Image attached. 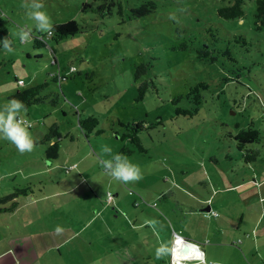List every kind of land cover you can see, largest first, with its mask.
Segmentation results:
<instances>
[{
    "label": "rangeland",
    "instance_id": "rangeland-1",
    "mask_svg": "<svg viewBox=\"0 0 264 264\" xmlns=\"http://www.w3.org/2000/svg\"><path fill=\"white\" fill-rule=\"evenodd\" d=\"M119 1L124 7L121 15L116 5L111 14L101 15L95 9L101 0H44L54 26L75 20L83 28L60 37L34 32L31 42L20 43L15 34L33 23L22 7L24 0H0L6 35L13 34L15 45L13 53L0 47V105L7 102L8 93L47 82L46 91L58 93L57 104L27 108L33 136L41 139L57 123L62 137L54 163L90 153L82 162L86 166L82 174L71 170L64 175L59 170L29 180L31 185L44 180L45 193L64 191L56 196L61 206L55 228L61 231L55 236L68 240L42 254L37 264H168L169 256L157 260L155 250L161 243L170 247L173 230L199 246L204 264H264V199L260 198L264 186L255 187L264 178V25H254V0H244V16L233 20L216 13L230 0H153L155 9L138 18L127 17L129 8L146 0ZM85 4H93L94 10H83ZM170 13L177 14L179 24L168 19ZM214 29L217 45L230 49L231 60L197 59V48L211 42ZM237 34L248 44L230 42ZM40 36L44 41L36 39ZM140 63L148 68L135 79L134 66ZM70 65L76 72L63 73ZM52 73H61V78H50ZM145 79L147 92L136 100L137 85ZM199 82L207 87L199 90L203 100L197 114L177 113V108L193 106L186 94ZM88 115L98 123L85 133L78 117ZM119 122L140 124L137 136L145 153L122 137L128 128ZM249 123L261 133L260 143L247 147L258 149L250 165L229 136ZM48 144L37 143L34 151L21 154L0 139V175L17 168L32 170L43 162L48 167ZM105 145L138 163L143 178L125 184L107 175L99 162L108 158ZM77 181L76 189L66 191ZM12 182L3 178L0 191L4 187L12 191ZM239 182L243 185L229 188ZM38 186H33L35 194L40 193ZM205 206L209 212L200 210ZM38 208L46 209L44 203ZM28 211L33 221H27L22 211L9 220L14 225L30 222L27 226L32 229L52 224L37 218L32 207ZM152 220L159 222L155 231L145 223Z\"/></svg>",
    "mask_w": 264,
    "mask_h": 264
},
{
    "label": "trees",
    "instance_id": "trees-1",
    "mask_svg": "<svg viewBox=\"0 0 264 264\" xmlns=\"http://www.w3.org/2000/svg\"><path fill=\"white\" fill-rule=\"evenodd\" d=\"M101 3H98L95 5V9L99 11L101 15L105 14H111L112 7L116 5L117 12L121 15L123 12V5L119 0H101ZM242 3H244V0H230V3L224 6H220L216 9L217 16L223 19H241L245 11L242 8ZM93 4H85L84 7H82L83 10L89 8L93 9ZM156 7V3L153 0H146L141 2L137 7H130L129 11L131 12L130 15H128V18H138L147 14H150ZM104 13V14H103ZM0 17H4L3 12H0ZM253 17H254V25L257 26H263L264 25V0H254L253 4ZM83 28L78 22L75 20H69L68 22H64L61 24H57L54 26L53 32L57 34L59 37L64 34H71L73 32H76L78 30H81ZM215 31V29L213 30ZM216 34H211L210 37H212L211 42L209 44L201 43L196 51V57L197 59H208L211 63H215L216 59L219 56H226L229 60H231L230 57V49L227 46L219 47L217 44L219 43V37L217 34V30L215 31ZM0 35L4 36L6 35V26L3 24V18H0ZM46 37L49 36L48 34H45ZM52 35V34H51ZM50 35V36H51ZM37 40L44 41L43 36H40L39 38H36ZM232 43H237L241 45H247L248 42L246 41L245 37L242 34H237L231 36ZM185 44H180V48H185ZM52 64H55L57 61L55 57H52ZM74 66H68V68L64 69L62 71L65 74L68 73H75L76 70L74 68L73 71H69V68ZM148 65L146 63H140L138 65L134 66V77L135 79H139L140 75L144 74L147 71ZM50 76V75H49ZM50 78H55L54 76H50ZM225 82L228 81L227 77L224 79ZM148 81L143 80L142 82H139L137 85V98L136 100H139L143 98L144 94L147 92L148 89ZM207 87L206 82H199L196 84H193L190 87L189 92L186 94V97H189V100L192 101L193 106L188 109H176L177 113L181 112L184 115H190L193 116V114H197L199 110V105L201 101L203 100L202 94L199 92L200 88L205 89ZM47 82H42L39 84H36L34 86H28L24 87L20 90H16L14 92H11L10 94L6 95V100H10L12 98H18L21 101L24 102L26 105V108L32 107L33 105L48 102L51 105L57 104V96L58 93L55 91L47 92ZM78 123L80 126V130L84 131L85 133H88L92 131L97 126V119L93 115H88L86 118L81 119L78 117ZM120 125L125 126L128 128V132L123 134V138H128V140L134 144V148L137 152H144V146L140 142L138 136H137V130L141 127L139 123H122L119 122ZM235 127H239L237 124H235ZM58 125L57 123L51 124V126L48 128V131H46L45 134H43L42 138L38 140L37 143H49L47 145V148L45 150V156L48 160H53L57 158L58 156V144L60 142V138L62 137L61 134L58 131ZM258 128H255L252 123H249L246 128H238L237 132L234 135H229L236 144V148L242 152V158L245 164L250 165L256 160V157L258 156V149L257 148H247L249 145H252L253 143H260L261 141V135ZM85 136H87L85 134ZM55 139V140H54ZM122 152L132 153V150H127V148H122ZM30 191V185L27 183L23 187L16 188L13 191L9 192L8 194H5L0 197V214L1 213H7L11 209L15 208L17 205V202L14 200L18 195H25L26 192ZM170 261V259H169ZM168 261V264L170 262Z\"/></svg>",
    "mask_w": 264,
    "mask_h": 264
},
{
    "label": "crops",
    "instance_id": "crops-1",
    "mask_svg": "<svg viewBox=\"0 0 264 264\" xmlns=\"http://www.w3.org/2000/svg\"><path fill=\"white\" fill-rule=\"evenodd\" d=\"M71 140H73V137H71ZM58 149H59V146H58ZM88 155H90V153L86 152L79 160H76V159L72 160L71 158L72 161L65 162V163L51 162V161L57 160L58 158L57 156V158L53 160H49L50 162H49L48 167L45 166L44 162L41 159L43 164L38 168H34L32 170H29V168L28 169L17 168L16 170L8 171V174L3 173L0 175V183L3 178H7L8 180H13L11 185H9L11 186L12 191L16 188L23 187L27 183H29L30 185V191L26 192L25 195H18L14 199L17 202V205L15 206V208L11 209L7 213L0 215L1 217L0 219V264H34L35 262L37 264V259H39L42 254L43 255H45L46 253L48 254L49 252L55 250L57 246L60 247L61 245H64L65 242H67L68 238L66 236H64L61 241L60 240L58 241L55 236L57 235L56 234L57 231L55 228L56 223H57V213L61 206V202H59L56 199V196L60 193L62 194L64 191L61 192L60 190H55V191L45 193L44 186H43L44 180L39 179L35 182V185H40L37 187L38 188L37 191L39 190L40 193L35 194L34 193L35 191L33 188V186L35 185L34 184L31 185V182L29 180H31L37 175L43 174L44 172L54 175V174H57L59 170H61L64 175H69L70 173H72V171H75V170L78 172V175L82 174L83 170L86 169V166L85 168L83 167L82 162L87 158ZM73 165L75 166L71 168ZM79 182L77 181V183H75L73 186H70L69 188H67L66 191H71V190L76 189L75 187L79 184ZM49 183L54 184V180L49 181ZM242 183L243 182L235 183L234 185L229 186V188H232V187L234 188L235 186L243 185ZM261 186H264V178L260 180V182L255 184L256 188H260ZM9 188L4 187L3 190L0 191V197L11 192ZM115 195L117 194H114L113 196ZM263 196L264 195L260 196L261 200L264 199ZM43 203L46 209L38 208V206L42 205ZM29 207L30 208L32 207V210L34 212H37V214H39L37 215V218H41V219L44 218L45 221H49L53 225L51 224L49 225V227H40V226L38 227L37 226L36 229H32L31 227H28L32 225L30 222L28 223L26 222L27 224H25V221L21 223L16 222V224L14 225L11 222V220H9L11 217L13 218L19 215L20 211H22L23 214L27 217V221H33L32 218L34 216L32 215L33 214L32 212L28 211ZM5 215L7 216V218L3 219V216ZM94 217L91 216V218H89L85 224L90 223V221H92ZM19 226L20 227L22 226L24 230H19L20 229ZM51 228L53 229L50 230ZM82 231L83 230L81 228L79 232H82ZM199 251H202V250H199ZM31 258L33 259L31 260Z\"/></svg>",
    "mask_w": 264,
    "mask_h": 264
},
{
    "label": "clouds",
    "instance_id": "clouds-1",
    "mask_svg": "<svg viewBox=\"0 0 264 264\" xmlns=\"http://www.w3.org/2000/svg\"><path fill=\"white\" fill-rule=\"evenodd\" d=\"M22 7L25 9L27 19L33 23L31 27H21L15 34V36H18L20 43L31 42L34 32L52 34L54 25L51 16L45 10L44 0H24ZM180 11L183 12L186 9L181 8ZM168 19L175 21L177 24L180 23L176 13H170ZM0 47L7 53H13L15 48L13 34L0 38ZM32 127L33 121L27 117V108L23 101L18 98H12L5 104L0 105V139L7 140L13 144L21 154L32 152L36 147L38 138L34 137L30 131ZM103 153L108 158H101L99 162L105 173L114 180L127 184L137 182L143 178L141 166L132 162L126 155L122 153L114 154L112 148L107 145L103 146ZM145 223L155 231L159 222L152 220ZM56 231L59 233L61 229L58 227ZM181 244V240L176 241L177 246ZM196 247L198 254L195 259L199 260L200 264H204L205 254L203 251H199L198 245ZM176 251V247L170 248L167 244L161 243L155 250V257L157 260H161L169 256L170 259L171 255L174 256ZM182 259L188 260L191 257L185 255ZM95 264H99V261H96Z\"/></svg>",
    "mask_w": 264,
    "mask_h": 264
},
{
    "label": "built area",
    "instance_id": "built-area-1",
    "mask_svg": "<svg viewBox=\"0 0 264 264\" xmlns=\"http://www.w3.org/2000/svg\"><path fill=\"white\" fill-rule=\"evenodd\" d=\"M73 70H74V68L73 67H70L68 72L73 71ZM49 75L56 77V79H60L61 78V73H57L56 76L54 75V73L49 74ZM20 84H21V82H20ZM177 240H181L182 241V244L179 245V246H177L176 245V241ZM171 241H172V245H170V248L176 247L177 248V251H176V253H175L174 256L171 255L170 261H169L170 264H192V263H190V261L192 259H195V257H196L195 254H193V251L195 250L196 253L198 254V249L196 247L197 245L191 244L189 241H187L186 239H184L183 237H181L177 232H174V230L172 231ZM186 242L190 243L189 245H187V248L189 250L188 252L182 251V248H183V246L186 245ZM186 253H189L187 256L188 257H191V259H188V260L182 259V257Z\"/></svg>",
    "mask_w": 264,
    "mask_h": 264
},
{
    "label": "water",
    "instance_id": "water-1",
    "mask_svg": "<svg viewBox=\"0 0 264 264\" xmlns=\"http://www.w3.org/2000/svg\"><path fill=\"white\" fill-rule=\"evenodd\" d=\"M200 210H201V211H207V212H209V211H210V208L207 207V206H205V207H202ZM189 244H190V243L186 242V245L183 246L182 251H184V252H188L189 250H188V248H187V245H189Z\"/></svg>",
    "mask_w": 264,
    "mask_h": 264
},
{
    "label": "bare ground",
    "instance_id": "bare-ground-1",
    "mask_svg": "<svg viewBox=\"0 0 264 264\" xmlns=\"http://www.w3.org/2000/svg\"><path fill=\"white\" fill-rule=\"evenodd\" d=\"M188 254H189V253H186V254H184V256H185V255H188ZM193 254H195V256H197V253H196L195 250L193 251Z\"/></svg>",
    "mask_w": 264,
    "mask_h": 264
}]
</instances>
